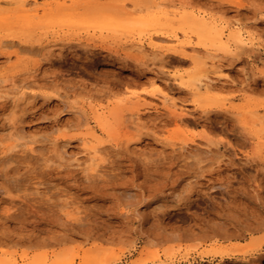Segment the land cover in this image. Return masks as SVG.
<instances>
[{
	"label": "rangeland",
	"instance_id": "rangeland-1",
	"mask_svg": "<svg viewBox=\"0 0 264 264\" xmlns=\"http://www.w3.org/2000/svg\"><path fill=\"white\" fill-rule=\"evenodd\" d=\"M263 222L264 0H0V264H230Z\"/></svg>",
	"mask_w": 264,
	"mask_h": 264
},
{
	"label": "bare ground",
	"instance_id": "bare-ground-1",
	"mask_svg": "<svg viewBox=\"0 0 264 264\" xmlns=\"http://www.w3.org/2000/svg\"><path fill=\"white\" fill-rule=\"evenodd\" d=\"M31 2V1H30ZM28 4V3H27ZM26 23V22H25ZM205 23L203 22L202 23V25H204ZM198 25V24H197ZM199 25H201L200 23H199ZM200 28V27H199ZM196 29H197V27H196ZM182 30H183V28H182ZM204 30V29H203ZM184 31H186V30H184ZM203 32V31H202ZM185 33V32H184ZM187 33V32H186ZM198 34H199V32H197ZM206 40V39H205ZM149 45L150 46H152V47H155L156 45H155V43L153 42V41H150L149 42ZM209 76V75H208ZM15 81V80H14ZM208 84H209V82H208ZM212 84V83H211ZM213 87V86H212ZM23 93H25V91H23ZM166 95V94H165ZM27 97V96H26ZM19 98H20V96H19ZM15 104H17V103H15ZM174 107V106H173ZM176 111H178V109L176 110ZM10 121H12V120H10ZM12 134V133H11ZM12 135H14V134H12ZM131 141V140H130ZM129 141V142H130ZM16 146H18V144H11L10 145V147H9V150H13ZM93 148V152L94 153H97L98 151H99V148H98V146H93L92 147ZM91 152V151H90ZM74 211V210H73ZM76 212V211H75ZM75 216V215H74ZM79 216H81V215H79ZM70 217V218H68L67 219V221L68 222H70L71 223V225H74V226H76V227H80V232H82L83 233V229H81L82 227V222L80 221L81 219H80V217ZM83 216V215H82ZM67 217H69V216H67ZM84 217V216H83ZM83 217H81L82 218V220H84L83 219ZM259 217V216H258ZM64 218V217H63ZM264 223V222H263ZM263 223L261 224V223H254V224H244L242 227H239V228H237L235 231L233 230H231V229H229V227H227V228H223V227H225V225L223 226V225H221V227H219L220 225H216V226H211V228H209V226H208V228H206V233L208 234V236L209 235H213V234H221L224 238H240V237H243V236H245V235H247V233L248 232H251V231H256V230H260L261 229V227L263 226ZM172 228V227H171ZM151 231V230H150ZM146 232V231H145ZM152 232V231H151ZM172 232V231H171ZM90 233V232H89ZM154 233V232H153ZM166 232H164V234H163V232H162V235L161 236H164V238L166 237L165 234ZM83 234H85L86 236L88 235V232H86V230H85V232L83 233ZM159 234H160V232H159ZM207 234L205 235V236H207ZM91 235V234H90ZM173 235H175V236H179V235H181L180 233H174ZM185 235H186V233H185ZM220 235V236H221ZM159 236V235H158ZM169 235H167V237H168ZM171 237V236H170ZM214 237V236H213ZM263 244H264V241H262V240H257V241H251V244H250V247L249 248H246V249H244L243 247H224V248H221V249H217V250H214L213 251V256H217V257H221V258H233V257H240V259L242 258V262H236V261H234L233 263H230V264H246V263H250L252 260H253V258L255 257L254 255L255 254H257L259 251H260V249L263 247ZM205 256V254L203 255V257ZM202 257V258H203ZM252 259V260H251ZM256 259V258H255ZM258 260V259H257ZM233 261V260H232ZM239 261V260H238ZM246 262V263H245ZM261 262V261H260ZM59 264V263H58ZM228 264V263H227ZM262 264H264V259H263V263Z\"/></svg>",
	"mask_w": 264,
	"mask_h": 264
}]
</instances>
